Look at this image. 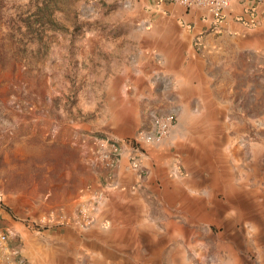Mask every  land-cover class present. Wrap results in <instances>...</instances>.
I'll list each match as a JSON object with an SVG mask.
<instances>
[{"label":"rangeland","instance_id":"374dc122","mask_svg":"<svg viewBox=\"0 0 264 264\" xmlns=\"http://www.w3.org/2000/svg\"><path fill=\"white\" fill-rule=\"evenodd\" d=\"M41 1L0 0V234L11 252L0 264H40L60 238L49 230L85 206L99 212L97 189L122 159L121 177L134 173V149L152 163L131 197L142 234L121 235V264H264V23L221 33L148 0H59L38 33ZM171 113L165 143L147 144L154 118ZM96 233L88 241L109 244Z\"/></svg>","mask_w":264,"mask_h":264},{"label":"crops","instance_id":"0c3cea01","mask_svg":"<svg viewBox=\"0 0 264 264\" xmlns=\"http://www.w3.org/2000/svg\"><path fill=\"white\" fill-rule=\"evenodd\" d=\"M151 4H154L153 7L160 8L162 13L165 15H170L175 19H186L194 21L196 24H199L200 12L198 11H188L176 4H160V0H148ZM159 3V4H158ZM259 10L264 11V5L259 7ZM242 13V7L235 5L226 21L221 27V33H235L239 30L247 31V28L237 22L235 19L237 15ZM262 23L254 28H259ZM181 40V41H179ZM169 41L174 43L188 42V39L182 38H172ZM176 51V50H175ZM179 51V50H177ZM126 160H121V164L118 168V178L115 182L107 184L105 186L101 185L97 191L102 190L105 193V200L102 202L98 213H91V218L93 222H96L94 226L92 224H87V219L81 215L75 221L72 217H69V223L64 227L59 229L49 230L48 232H58L57 235L60 237L57 240V243L49 245L46 243L43 246V250L40 254V264H43L44 261L49 260L51 256L53 259L58 260L61 264H76L78 262V257L84 255L87 256V260L95 261H104L107 264H121L122 261H126L127 258L125 254L121 251V235H132V232H136L134 235L141 236L142 232H139L135 229L134 221L131 219L133 212H131L132 206L131 203L134 202L131 199L132 195L137 192L136 186L140 182L137 173L133 170L134 173H130L129 176L122 178L121 169L125 168ZM146 164L150 165L152 161L149 157L145 159ZM153 175L147 180L144 179L142 185H150V182L153 181ZM136 192H135V191ZM138 193V192H137ZM136 193V194H137ZM87 195V194H86ZM64 218V217H63ZM47 232V231H45ZM98 232H104L106 234L107 243L109 244H94L92 241H88L86 238L90 234ZM96 233V234H97ZM139 233V234H138ZM98 236V234H97ZM105 236L102 239H105ZM85 238V241L81 238ZM139 253L138 248L135 249L134 254ZM136 263L137 258L132 257V260Z\"/></svg>","mask_w":264,"mask_h":264},{"label":"built area","instance_id":"2783aa9c","mask_svg":"<svg viewBox=\"0 0 264 264\" xmlns=\"http://www.w3.org/2000/svg\"><path fill=\"white\" fill-rule=\"evenodd\" d=\"M163 4H176L184 7L187 11L200 12V20L207 22L210 26L220 29L226 21L228 14L235 5L242 7V13L237 15L236 21L247 28H254L264 21V11H260L259 7L264 5V0H160ZM176 125V115L166 114L156 116L153 121V127L150 132L142 134V139L150 145L162 146L172 129ZM105 159L109 166L116 167L120 162V154L118 148L113 145ZM146 156L138 150H131L129 162L130 167L138 174L140 178H144L148 174V168L144 165ZM105 193L98 191L94 196L95 203L104 200ZM92 208L85 206L82 208V215L87 219V224H92L91 218ZM8 237L6 234H0V259L10 260L11 252L7 245Z\"/></svg>","mask_w":264,"mask_h":264},{"label":"trees","instance_id":"16d2710c","mask_svg":"<svg viewBox=\"0 0 264 264\" xmlns=\"http://www.w3.org/2000/svg\"><path fill=\"white\" fill-rule=\"evenodd\" d=\"M59 0H42L41 4L37 6L36 10L31 14V27L40 33L44 30L47 23H55L54 14Z\"/></svg>","mask_w":264,"mask_h":264},{"label":"bare ground","instance_id":"6f19581e","mask_svg":"<svg viewBox=\"0 0 264 264\" xmlns=\"http://www.w3.org/2000/svg\"><path fill=\"white\" fill-rule=\"evenodd\" d=\"M87 128H88V126H87Z\"/></svg>","mask_w":264,"mask_h":264}]
</instances>
